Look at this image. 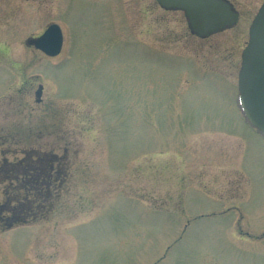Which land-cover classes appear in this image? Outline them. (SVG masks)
Here are the masks:
<instances>
[{
    "label": "rangeland",
    "instance_id": "obj_1",
    "mask_svg": "<svg viewBox=\"0 0 264 264\" xmlns=\"http://www.w3.org/2000/svg\"><path fill=\"white\" fill-rule=\"evenodd\" d=\"M227 1L239 22L202 39L156 0H0V204L28 167L49 190L0 212V264H264V137L237 104L264 0Z\"/></svg>",
    "mask_w": 264,
    "mask_h": 264
},
{
    "label": "water",
    "instance_id": "obj_2",
    "mask_svg": "<svg viewBox=\"0 0 264 264\" xmlns=\"http://www.w3.org/2000/svg\"><path fill=\"white\" fill-rule=\"evenodd\" d=\"M164 10L183 12L188 27L195 36L207 38L234 27L239 13L224 0H156ZM35 49L56 57L63 47L61 28L50 25L30 42ZM238 76L239 104L245 120L264 136V1L249 28V40L242 52ZM43 87L35 93L41 102Z\"/></svg>",
    "mask_w": 264,
    "mask_h": 264
},
{
    "label": "trees",
    "instance_id": "obj_3",
    "mask_svg": "<svg viewBox=\"0 0 264 264\" xmlns=\"http://www.w3.org/2000/svg\"><path fill=\"white\" fill-rule=\"evenodd\" d=\"M27 169H32V168H25L24 172L20 173V174H15L17 175V179L18 178H23V183L21 184L22 186L17 188V189H12V187L10 189H6L5 192V202L1 205L0 204V212L4 211H10L11 213H14V221L13 223H17V224H21V223H26L27 219H28V214L32 215V216H36L40 213L41 209L43 208V204L47 199H48V192L49 190L47 189L45 191V188L40 189L39 188V179L38 176L32 177L29 175V170ZM33 171H35L36 174H38L40 172L39 168L37 166H34ZM32 171V172H33ZM31 174V172H30ZM31 178H30V177ZM15 177V176H14ZM29 185H31L33 187L32 190L27 191V188ZM25 187V188H24ZM30 187V186H29ZM41 190H43L44 192L42 193ZM28 192L29 194H32V192L34 193V197L33 200L31 202V200H28ZM38 193V194H37ZM16 194H19V201L18 203L14 204V208L9 209V206L11 207V198ZM24 194V197H22V195ZM32 197V196H31ZM30 198V197H29ZM1 215V213H0ZM0 219H2V217H0ZM3 221V220H2ZM13 223H6V227H10L11 224Z\"/></svg>",
    "mask_w": 264,
    "mask_h": 264
},
{
    "label": "flooded vegetation",
    "instance_id": "obj_4",
    "mask_svg": "<svg viewBox=\"0 0 264 264\" xmlns=\"http://www.w3.org/2000/svg\"><path fill=\"white\" fill-rule=\"evenodd\" d=\"M231 3V2H230ZM232 5H234L233 3H231ZM235 7V6H234ZM239 20H240V17H239ZM259 134V133H258ZM262 136V135H261ZM262 137H264V136H262Z\"/></svg>",
    "mask_w": 264,
    "mask_h": 264
}]
</instances>
